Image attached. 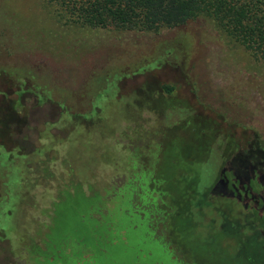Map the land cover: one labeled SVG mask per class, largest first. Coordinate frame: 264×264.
Here are the masks:
<instances>
[{"label":"rangeland","instance_id":"374dc122","mask_svg":"<svg viewBox=\"0 0 264 264\" xmlns=\"http://www.w3.org/2000/svg\"><path fill=\"white\" fill-rule=\"evenodd\" d=\"M36 9L0 0V264H38L78 196L106 202L128 181L165 230L172 176L189 170L200 189L224 169L214 190L264 233V73L244 51L199 20L58 36ZM232 233L213 249L223 263L206 264H264V236Z\"/></svg>","mask_w":264,"mask_h":264},{"label":"trees","instance_id":"16d2710c","mask_svg":"<svg viewBox=\"0 0 264 264\" xmlns=\"http://www.w3.org/2000/svg\"><path fill=\"white\" fill-rule=\"evenodd\" d=\"M36 5L41 23L56 30L58 36L71 29H104L113 23L114 27L156 31L195 20L207 22L264 73V0H34ZM232 142L227 138L222 143L225 152L236 151ZM220 159L226 161L225 156ZM216 172L214 183L200 189L195 188L196 170L173 174L172 211L167 228L161 231L150 213L151 205L143 201L144 185L136 180V184L128 181L106 202L78 196L76 205L68 210L65 231L54 236L48 254L40 255L38 264L223 263L213 251L216 241L233 238V230L236 235L255 234L263 239L262 222L240 205L236 207L235 199L214 190L223 177ZM186 178L189 186L182 192L178 186ZM218 198L224 199L223 205H217ZM207 210L222 216L219 235L212 232L216 222ZM194 214L204 219L192 223ZM181 250L188 259L180 255Z\"/></svg>","mask_w":264,"mask_h":264},{"label":"flooded vegetation","instance_id":"af4514ba","mask_svg":"<svg viewBox=\"0 0 264 264\" xmlns=\"http://www.w3.org/2000/svg\"><path fill=\"white\" fill-rule=\"evenodd\" d=\"M225 170L224 169H222L221 171H220V173H223ZM233 174V173H232ZM253 175H256L257 176V174H256V170L253 172H251V175L249 176V178L247 179V181H251L252 180V177H253ZM264 233H262V236H264L263 235Z\"/></svg>","mask_w":264,"mask_h":264}]
</instances>
